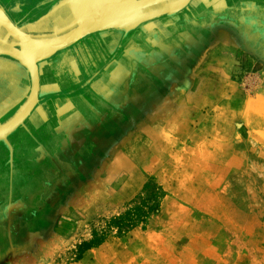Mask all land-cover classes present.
Segmentation results:
<instances>
[{
	"label": "rangeland",
	"instance_id": "obj_1",
	"mask_svg": "<svg viewBox=\"0 0 264 264\" xmlns=\"http://www.w3.org/2000/svg\"><path fill=\"white\" fill-rule=\"evenodd\" d=\"M162 23L159 17L134 30L156 32ZM103 33L69 50L98 44L94 53L105 66L123 60L131 35L111 51L102 47ZM215 51L192 72L193 82L178 84L181 95L157 101L151 96L140 110L123 112L116 120L121 132L101 147L107 154L77 165L59 183L54 177L64 167L34 174L31 162L53 152L58 138L36 141L33 133L31 147L24 134L25 148H18L22 165L15 172L0 148V264H264V73L236 52ZM55 55L40 62L39 70ZM22 68L21 76L29 77L26 101L31 83ZM86 73L82 68L81 75ZM98 83L71 80L64 92L45 96L53 126L67 117L57 114L56 97L67 95L75 106L80 98L95 105L102 92ZM143 109L146 116L138 123ZM12 117L1 116L0 125ZM9 180L13 186L6 191ZM152 191L157 198H149ZM143 199L157 205L144 221L121 230L111 224ZM17 201L23 207L8 214V205ZM93 239L98 245L82 253Z\"/></svg>",
	"mask_w": 264,
	"mask_h": 264
},
{
	"label": "flooded vegetation",
	"instance_id": "obj_2",
	"mask_svg": "<svg viewBox=\"0 0 264 264\" xmlns=\"http://www.w3.org/2000/svg\"><path fill=\"white\" fill-rule=\"evenodd\" d=\"M25 2L26 1L23 3ZM57 2L58 0H54L53 3L55 4ZM0 7L3 9L1 4ZM34 7L32 6L30 10L21 13L20 6L14 3L11 8H5L3 10L18 28H25L27 25L36 22L42 15L44 16V14L48 12L46 11L44 14H39V11ZM199 13L200 14H196L199 17L197 21L193 18H185L183 12H178V14L171 15V17H161L160 19L163 22L162 25L164 28L156 32L143 29L140 32H135V30L129 32L120 30L104 32L102 36L105 44H102V47L105 46L109 49L120 47L121 44H119V42L122 41V38L131 35L127 40L126 46L129 47L128 49H130L131 55V65L128 71V78L125 80L126 84H123L122 78L127 75L123 67L119 64L117 69H115L111 75L109 74L113 81L120 82L117 86L118 88L113 87V85L111 88L110 85H108L107 87L101 86V89L99 86L102 92L101 95L95 96V105L88 104L87 100L80 98L81 100H79L78 106H76L77 110L75 109L72 111L75 114L69 117L70 126L67 127V129H71V131H68L66 128H64L65 131H61L62 135L66 136L69 141L62 136V138L58 140L57 146L54 148L55 150L53 152H48L45 149L46 152L37 154L34 160H31L34 165V174L38 173L40 170L47 174H51L52 171L56 170L57 172L64 167L62 174L59 173V175H55L54 177V181L59 183L63 179L61 176L75 171L77 165L81 166L82 164L84 165L92 162L96 157H99V160H101L103 156L107 154L101 149L102 145L109 138L112 140L122 130L120 128L122 125L116 120H118L119 117L121 118L123 112H135L137 109L140 110L141 102H144L151 96L157 101L162 98L166 99L167 94H170L171 98H176V96L181 95L183 88L181 86L178 87V84L180 85L183 80L188 84L193 82L195 76H193L192 72L197 69L198 66L202 65L204 57H207L211 52L221 47L224 42H230V45L235 47L237 55L250 63L254 68H264L263 47L253 45L255 44L253 40L251 47L247 49L242 46L237 47L239 45V36L237 33H232L225 28L216 29L215 27L217 25L213 26V21L207 18L208 15H210L209 9H203ZM68 18L67 13L58 12L54 16L49 17V19L40 26V33H51L53 28H60L64 22L70 21ZM25 31L28 32L27 29H25ZM4 32H6V30L1 27L0 37ZM240 38L245 41L243 36ZM136 39L141 40V43L135 42ZM11 41L7 39L1 40L0 38V47H7ZM87 46L91 47L93 50L94 47H101L98 44H89ZM73 50L78 53V56H72V54L75 55V51ZM73 50V52L69 51L68 47L59 51L53 58L56 56L59 57L61 53H65L63 54L65 55L64 58L60 56V59L64 60L68 58V63H72L75 61L72 59L73 57H77L78 59L81 57L82 47L76 46ZM0 59L6 60V58L1 56ZM7 61L14 63L15 60L7 57ZM55 61L56 60L51 59L40 67V84L42 85V89L40 91L38 104L29 115L30 120L18 126L13 132L5 135L4 138H1L0 148L3 151V153H1L3 155L5 154L6 159H11V162L15 165V167H11V171L13 172H15V170L18 169V165L21 164L19 160L21 157L18 156V148H25V146L22 145L25 143H29L28 145L33 147V145H31V141H34L32 129H35L36 126L35 115L37 111L39 112L40 110L42 113V116H40L41 119H46L45 121L48 124L47 132L50 138H58L56 134L57 128L53 126L51 120L54 111L49 110V107L46 105L47 100L45 96L49 95L52 98L54 96L53 94L59 91L53 84H49L48 86L46 84L43 85L45 79L53 78L58 75L57 69L55 68ZM187 72H190V74ZM26 83L27 79L23 77L21 81L15 79V82L13 84L11 83V87L13 86L11 89L12 93H8L10 96H6L7 100L1 105L0 117L13 116L17 112L24 100L22 93ZM124 87H126V94L122 92ZM8 89L6 85L3 86L2 89H0V94L1 90L8 91ZM13 92L18 98L9 100ZM112 96L116 97L114 101L112 100ZM148 110L149 109H147V111ZM73 113H69L68 115ZM145 113H147L145 109L140 112L139 116L141 117L137 119L138 123L140 119L141 121L143 120V116H146ZM120 118L119 120L121 121ZM56 122H58V120ZM45 126L47 125L45 124ZM57 127L58 129L61 127L60 123L57 124ZM25 131L30 135V140L24 143L23 135L27 134ZM86 151H88L89 154H85ZM47 178L50 177L47 176ZM39 181H41L42 184V179ZM31 196L32 195H29V197ZM26 200H28V198ZM12 206L14 208H12ZM22 207L23 203L20 201L10 203L7 213L9 214V211H17Z\"/></svg>",
	"mask_w": 264,
	"mask_h": 264
},
{
	"label": "crops",
	"instance_id": "obj_3",
	"mask_svg": "<svg viewBox=\"0 0 264 264\" xmlns=\"http://www.w3.org/2000/svg\"><path fill=\"white\" fill-rule=\"evenodd\" d=\"M24 1L26 2L23 3ZM60 1L62 0H58V2L54 4L53 3L54 0L53 1L52 0L51 1H47V0H0V4L3 7V9L5 8L8 9V8H11L14 3H16L18 6H20L21 13H23L24 11L30 10L31 7L32 6L34 7L35 5L34 8L37 9V11H39V14L40 13L44 14L46 13V11L50 12L52 8L56 6ZM203 9H206V10L209 9L210 15H208L207 18L213 21V26L217 25L215 27L216 29L225 28L231 31L232 33L238 34L239 36L238 44L239 45L237 44L238 45L237 47L242 46L247 49L248 47H251L252 45L251 43L253 40V42H255V44L253 45L255 46L259 45V47L264 48V0H192V1H189L186 7L182 9L180 12L184 13L185 18H191V19L193 18L195 19V21H197L199 17L196 14H200L199 12L202 11ZM46 14H44V16ZM219 24H220V27H219ZM61 27L62 26H60V28ZM57 28L59 29V27ZM70 28L71 27H68L66 30ZM241 36L245 38V41L243 39L241 40L240 38ZM87 45H88L87 43H81L78 45V47L80 46L82 47V55L78 60L76 59V57H73L72 59H74L75 61H73L72 63H68V60H67L68 58L61 60L60 56L61 58H64L65 56L63 55L65 53H61L60 56L57 59H55L56 60L55 68L57 69V72H58L57 76L62 75V78H60L59 80L55 79V77L45 79L43 81V85L44 84H46L47 86L49 84L55 85V83L58 82L57 83L58 86L55 85V87L58 90L61 89V92H64L65 88H68L69 82H71V80L72 82L79 83V84L86 85V86L97 80V82H99L98 85H100V87L102 85H110L111 88H112V85L113 87H117L118 84H120V82L113 81L110 75L113 73L115 69H117L119 64L120 66L123 67L127 75L128 71L130 70V65H131L130 64L131 63L130 62L131 61L130 49L127 48L126 55L123 60H120L118 62L116 61L109 62L110 64L105 66V64L101 61V58H98L97 55L94 53V50L91 47H88ZM219 48L226 49L228 51L237 52L235 50V47H232L230 45V42L228 41L224 42L223 45ZM69 51L73 52L72 50H69ZM215 53L217 52L214 50L210 54H212L213 56L215 55ZM72 56H75V55L72 54ZM82 68L85 69V71L87 72L85 75L84 74L81 75ZM103 68H104V71H102ZM259 71L264 73V68L259 69ZM21 72H26V71L22 68V65L20 63L15 62V61L13 63L11 61L0 59V89H2V87L5 85L7 89L10 86L8 91L1 90L0 107L7 100L6 96H10L8 93L10 92L12 93L11 89L13 88V86L11 87V83L13 84L15 82V79H19L20 81L22 80L23 76H21ZM40 74H41V71H40ZM28 78L29 77H27V82H29ZM125 80L126 78L124 76L122 78L123 84L124 83L126 84ZM122 92L126 94V87L123 88ZM13 94H11L12 96L11 98H9V100L18 98L16 94L14 95ZM70 98L71 97L67 95L66 96L62 95L61 97H57V102H56V106L58 109L57 114H59L60 116H67L61 122L60 124L61 127L59 129L58 127H56L57 128L56 134L58 135V140H60L63 136L61 132L64 130L63 127L67 128L70 126L69 117L75 114L72 111L76 109V106H75L76 104L72 103L71 102L72 99ZM3 113H6V112H3ZM69 113H73V114L68 115ZM40 116H42V113L39 110V112L37 111L35 115V125H36L35 129L33 128L32 130L36 136L35 137L36 141H39V140L47 141L48 139H51L52 137L50 138V135L47 132L48 124L45 121L46 119L43 120L41 119ZM45 124L47 126H45ZM7 182L8 183L6 184L7 185L6 191L9 186H13L10 180ZM2 194H3L2 190H0V198L2 197ZM1 202L2 200L0 199V203ZM12 208L14 207L12 206Z\"/></svg>",
	"mask_w": 264,
	"mask_h": 264
},
{
	"label": "water",
	"instance_id": "obj_4",
	"mask_svg": "<svg viewBox=\"0 0 264 264\" xmlns=\"http://www.w3.org/2000/svg\"><path fill=\"white\" fill-rule=\"evenodd\" d=\"M144 1V0H143ZM62 0L45 16L25 28H18L0 7V29L3 26L11 32L12 41L7 47H0V55H7L26 67L30 75V92L23 105L11 119L0 125V139L16 129L30 115L39 101L40 71L39 63L52 57L57 52L64 50L87 36L110 30L129 32L140 29L146 22L163 16H171L186 7L190 0ZM166 3V4H165ZM160 4L146 11L147 9ZM163 4V5H162ZM126 11L131 16L111 18L119 11ZM138 10V11H137ZM58 12L67 13L70 21L64 22L61 28H53L52 34H41L40 26ZM134 13V14H132ZM64 26V27H63ZM68 27L72 28L71 34H63ZM84 28V29H82ZM27 29L28 32L25 31ZM47 31V30H45ZM63 31V32H62ZM9 34V33H8ZM56 36L59 40L51 47L41 49L36 42L41 38Z\"/></svg>",
	"mask_w": 264,
	"mask_h": 264
},
{
	"label": "trees",
	"instance_id": "obj_5",
	"mask_svg": "<svg viewBox=\"0 0 264 264\" xmlns=\"http://www.w3.org/2000/svg\"><path fill=\"white\" fill-rule=\"evenodd\" d=\"M147 187L148 186L145 185V189H147ZM149 196L150 199L157 198V193L152 191ZM156 207L157 205H149L148 200L143 199L141 204L136 205L125 213L114 217L111 220V224L115 225V227H117L119 230L123 229L124 227H134L135 223L144 221L150 212L155 211ZM96 245H98V243L95 239H93L91 242L84 243L82 253Z\"/></svg>",
	"mask_w": 264,
	"mask_h": 264
},
{
	"label": "bare ground",
	"instance_id": "obj_6",
	"mask_svg": "<svg viewBox=\"0 0 264 264\" xmlns=\"http://www.w3.org/2000/svg\"><path fill=\"white\" fill-rule=\"evenodd\" d=\"M143 1V0H142ZM176 1V0H175ZM143 2H148V1H146V0H144ZM149 2H150V0H149ZM166 4V3H165ZM163 5V4H162ZM157 6H161L160 4H158V5H156V7ZM153 7H155V6H153ZM150 8V7H149ZM149 8H147V9H144V7L143 8H140L139 10H141L142 12L143 11H146V10H148ZM138 11V10H137ZM117 14L114 16L113 14H110V16L109 17H111V18H117V17H127V16H131V15H129V13L128 12H126V11H123V10H121V11H119V12H116ZM132 14H134V13H132ZM4 30H6L3 26H1ZM73 28V27H72ZM72 28H70L69 30H65L64 32H63V34L65 33V34H71V36H70V38L71 37H73L72 35V33H74V32H72ZM74 29V28H73ZM82 29H84V28H82ZM72 32V33H71ZM9 33V34H8ZM52 34V33H51ZM50 33L49 34H47V35H51ZM1 40H12V37H11V32L9 31V30H6V32H4V33H2L1 34ZM59 40V38H57L56 36H53V37H47V38H41V39H39L37 42H36V45H37V47H40L41 49H46V48H48V47H51V45L52 44H56V42Z\"/></svg>",
	"mask_w": 264,
	"mask_h": 264
}]
</instances>
